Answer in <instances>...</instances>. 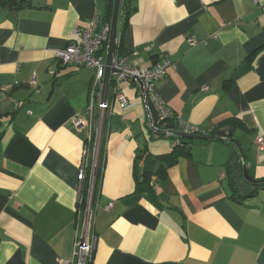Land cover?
<instances>
[{"label": "crops", "instance_id": "1", "mask_svg": "<svg viewBox=\"0 0 264 264\" xmlns=\"http://www.w3.org/2000/svg\"><path fill=\"white\" fill-rule=\"evenodd\" d=\"M107 7L0 5V264H64L85 234L91 264H264V187L244 177L264 180V0H122L123 55L140 68L174 62L156 84L171 116L202 135L235 127L193 140L163 173L153 158L175 145L152 134L131 82L127 108L110 91L113 112L72 123L90 120L94 71L59 66L55 52L95 12L109 24Z\"/></svg>", "mask_w": 264, "mask_h": 264}, {"label": "built area", "instance_id": "2", "mask_svg": "<svg viewBox=\"0 0 264 264\" xmlns=\"http://www.w3.org/2000/svg\"><path fill=\"white\" fill-rule=\"evenodd\" d=\"M110 24H101L98 12H95L90 18L87 26L81 31V39L79 42L66 47L65 49L55 52L57 59L64 66H74L77 68H87L94 71V82L90 90L89 104L87 113L90 120L81 114H76L72 118L73 125L82 130L86 128L95 112L99 111L102 116L107 112H113L112 103L109 99L103 100L104 76L106 70V53H103L105 46L108 44L110 36ZM191 46L196 45L198 39L191 37L188 39ZM174 62L171 59H164L158 65L151 68H140L135 66L128 56H116L114 59V68L116 74L113 76L110 91L113 101H115L121 109H125L129 105V99L121 84L131 82L137 90L139 100L144 105L148 114L149 129L156 138H162L163 134L167 139H174L179 136L172 128H163L158 126L160 122H166L172 116L166 105L161 100L157 82L165 78L169 68H173ZM141 81V84L138 82ZM36 84L35 81L32 82ZM208 89V88H206ZM156 119V121H155ZM180 133L201 134L199 128L175 118ZM93 132H91V135ZM174 143V142H173ZM256 143L260 150H264V138L257 136ZM243 163V158L240 159ZM86 177V171L83 167L79 173L80 192L82 189V181ZM111 204L106 210L111 208ZM95 241L86 234L83 235L75 244L74 257L72 260L64 261V264H75L80 253L86 254V262L91 261L94 255Z\"/></svg>", "mask_w": 264, "mask_h": 264}, {"label": "water", "instance_id": "3", "mask_svg": "<svg viewBox=\"0 0 264 264\" xmlns=\"http://www.w3.org/2000/svg\"><path fill=\"white\" fill-rule=\"evenodd\" d=\"M32 1V0H11L8 8H13L16 5ZM121 4L122 0H114V10H113V17L111 21V30L110 36L107 44L106 50V70L104 76V86H103V100L106 101L109 97L111 82L113 80V76L116 74V70L114 68V59L118 54L119 48V20H120V12H121ZM141 84V81H138ZM235 127L228 126L222 128L215 132L212 136L209 135H202V134H188V133H179L178 135L184 139H191V140H208V139H218L221 137H228L233 138ZM244 177L247 181L251 183L258 184L259 181L252 180L244 168ZM86 254L85 252H81L76 264H86Z\"/></svg>", "mask_w": 264, "mask_h": 264}, {"label": "trees", "instance_id": "4", "mask_svg": "<svg viewBox=\"0 0 264 264\" xmlns=\"http://www.w3.org/2000/svg\"><path fill=\"white\" fill-rule=\"evenodd\" d=\"M10 2L7 1V0H0V5L3 6V7H6V6H8L10 4ZM30 2L31 1L20 3V4L16 5L14 8L23 7V6L27 5V4H30ZM113 10H114V0H108L107 11H108V22H109L110 26H111V21H112V17H113ZM120 25H121V18L119 20V30H120ZM106 50H107V45L105 46V48L103 50V53H106ZM118 55L119 56H123V52H121L120 48L118 49ZM62 65L63 64L61 63L59 66H62ZM175 118L176 117L172 116L166 122L158 123V126L163 127V128H167V127L168 128H172V129L175 130V133L178 135L180 133V131H179L177 123L175 122ZM155 121H156V119H155ZM161 137H164V135L162 134ZM171 141L174 142L175 147H174V150L170 154L153 158V159H159L160 160L161 166H162L160 170H161L162 173L165 172L167 168L172 167L173 165H175L177 163V161L179 160V158L182 155H184V153H185L183 151V148L186 145H188V144L193 142V140H191V139H184V138H181L180 136L175 137ZM236 166H237L238 169H240V166H244V165H242L240 163V158L239 157L237 159ZM148 170L149 169H145L144 173L147 174ZM100 177H101V172H98L97 180H100ZM257 186L264 187V180L259 181ZM91 261H87L86 264H91Z\"/></svg>", "mask_w": 264, "mask_h": 264}]
</instances>
